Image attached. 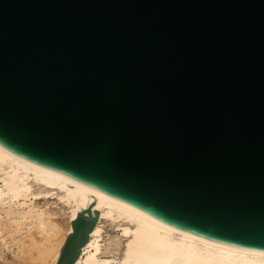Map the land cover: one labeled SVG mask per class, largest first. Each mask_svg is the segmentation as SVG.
<instances>
[{"label":"water","instance_id":"95a60500","mask_svg":"<svg viewBox=\"0 0 264 264\" xmlns=\"http://www.w3.org/2000/svg\"><path fill=\"white\" fill-rule=\"evenodd\" d=\"M0 146L264 253V0H0Z\"/></svg>","mask_w":264,"mask_h":264},{"label":"bare ground","instance_id":"6f19581e","mask_svg":"<svg viewBox=\"0 0 264 264\" xmlns=\"http://www.w3.org/2000/svg\"><path fill=\"white\" fill-rule=\"evenodd\" d=\"M54 195L63 208V213L58 215L66 217L68 223L56 245L53 241L60 234L64 220L34 203ZM0 207L9 222L4 231L0 230L3 247L6 250L16 247V254L34 252L43 263L57 264L72 232V222L80 212L92 208L99 213L98 222L75 264L110 263L100 256V242L102 219L111 214L130 225L122 227L128 240L116 264H264V253L227 247L172 228L120 199L14 155L1 146Z\"/></svg>","mask_w":264,"mask_h":264},{"label":"rangeland","instance_id":"374dc122","mask_svg":"<svg viewBox=\"0 0 264 264\" xmlns=\"http://www.w3.org/2000/svg\"><path fill=\"white\" fill-rule=\"evenodd\" d=\"M34 201V200H33ZM36 205L41 208H47L53 214L63 213L62 204L57 200L56 196H50L48 198H39L34 201ZM0 207V230L4 231L5 226H8L9 222L4 217V213ZM4 217V218H3ZM59 219L64 220L61 224L60 234L54 239L53 243L56 245L60 238L65 234L67 229V218L61 217ZM55 217V218H56ZM102 226V239L100 242V253L103 259L109 260V264H116L119 262L124 247L127 243L128 237L122 233L123 226H130L128 222L117 217L116 214L106 215L101 222ZM9 238V235H7ZM29 248L27 245L26 250ZM16 247H12L11 250H6L3 244L0 242V264H48L39 260L36 254L25 252L24 254H16Z\"/></svg>","mask_w":264,"mask_h":264}]
</instances>
